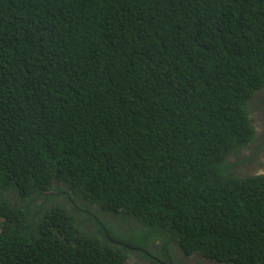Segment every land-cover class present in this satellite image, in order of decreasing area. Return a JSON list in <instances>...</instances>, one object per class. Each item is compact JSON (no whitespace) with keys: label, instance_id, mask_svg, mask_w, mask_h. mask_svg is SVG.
<instances>
[{"label":"trees","instance_id":"1","mask_svg":"<svg viewBox=\"0 0 264 264\" xmlns=\"http://www.w3.org/2000/svg\"><path fill=\"white\" fill-rule=\"evenodd\" d=\"M263 86L264 0H0V264H264Z\"/></svg>","mask_w":264,"mask_h":264},{"label":"rangeland","instance_id":"2","mask_svg":"<svg viewBox=\"0 0 264 264\" xmlns=\"http://www.w3.org/2000/svg\"><path fill=\"white\" fill-rule=\"evenodd\" d=\"M262 95L264 94L259 91L256 97L260 100L252 103L251 119L255 126V136L249 147L242 151L244 156L242 157L241 162L236 166V169L241 175H245L251 170H254L255 173L264 171V168L262 167L264 165V97H262ZM111 220L113 221L111 223L115 224L116 220ZM195 259L196 257L188 258L187 262L193 264ZM131 262L132 264L146 263L145 261H139L136 259V256L132 258Z\"/></svg>","mask_w":264,"mask_h":264},{"label":"flooded vegetation","instance_id":"3","mask_svg":"<svg viewBox=\"0 0 264 264\" xmlns=\"http://www.w3.org/2000/svg\"><path fill=\"white\" fill-rule=\"evenodd\" d=\"M258 91H260L262 94H264V86L261 89H259ZM262 97H264V95H262ZM262 167L264 168V165ZM255 174H264V171L258 172V173H255ZM174 257L176 258L178 263H182V264H190V262H187V259L188 258H192V257H196V259L193 261V264H224L223 262H219V261H216V260L206 259V258L200 256L199 254H195V255H191V256H185L183 253H179V254L175 255ZM199 258L201 260V263L198 262ZM169 261H172V259H169L167 262H165L164 260H160L159 259V262H160L159 264L168 263ZM172 264H174V263L172 262Z\"/></svg>","mask_w":264,"mask_h":264},{"label":"water","instance_id":"4","mask_svg":"<svg viewBox=\"0 0 264 264\" xmlns=\"http://www.w3.org/2000/svg\"><path fill=\"white\" fill-rule=\"evenodd\" d=\"M163 263V262H162ZM163 264H172V261H169L168 263H163Z\"/></svg>","mask_w":264,"mask_h":264}]
</instances>
